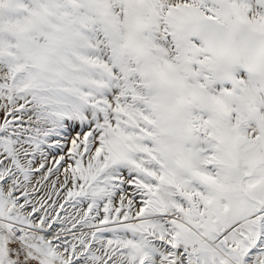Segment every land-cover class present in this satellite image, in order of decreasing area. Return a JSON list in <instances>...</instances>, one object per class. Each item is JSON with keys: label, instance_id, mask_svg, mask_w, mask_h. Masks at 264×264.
<instances>
[{"label": "snow or ice", "instance_id": "snow-or-ice-1", "mask_svg": "<svg viewBox=\"0 0 264 264\" xmlns=\"http://www.w3.org/2000/svg\"><path fill=\"white\" fill-rule=\"evenodd\" d=\"M0 264H264V0H0Z\"/></svg>", "mask_w": 264, "mask_h": 264}]
</instances>
